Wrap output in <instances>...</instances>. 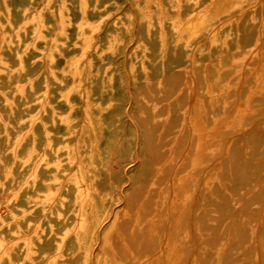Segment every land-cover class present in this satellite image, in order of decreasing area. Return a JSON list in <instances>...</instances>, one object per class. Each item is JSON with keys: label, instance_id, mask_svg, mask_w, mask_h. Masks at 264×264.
Returning a JSON list of instances; mask_svg holds the SVG:
<instances>
[{"label": "bare ground", "instance_id": "obj_1", "mask_svg": "<svg viewBox=\"0 0 264 264\" xmlns=\"http://www.w3.org/2000/svg\"><path fill=\"white\" fill-rule=\"evenodd\" d=\"M118 9L116 0H0V264H187L192 234L190 264H205L207 250L209 264H221L236 238L230 228L208 246L212 233L188 205L204 210L216 184L226 191L225 132H245L264 113V0H131ZM115 79L130 86V109L123 104L114 124L131 125V147L139 145L123 178L102 144L112 142L105 114L115 107L101 97ZM124 132L113 140L119 154L130 150ZM154 138L160 159L146 167ZM246 225L244 246L264 250V216ZM248 258L255 264L258 253Z\"/></svg>", "mask_w": 264, "mask_h": 264}, {"label": "rangeland", "instance_id": "obj_2", "mask_svg": "<svg viewBox=\"0 0 264 264\" xmlns=\"http://www.w3.org/2000/svg\"><path fill=\"white\" fill-rule=\"evenodd\" d=\"M119 5L118 11L123 8H131V0H116ZM75 17V10H73ZM116 12L112 13V16ZM92 17H96L95 14H91ZM69 33L71 37L73 36V29L70 28ZM132 48L130 43L125 52H129ZM71 50V49H70ZM30 55H35L31 53ZM120 59V58H119ZM120 61L124 62L123 59ZM174 61V60H172ZM57 66L61 67L64 64V59L57 57L56 61ZM128 81V80H126ZM130 88L128 84L126 89ZM125 91L118 85V80L114 81V89L112 94L103 93L101 97L102 103L109 101V98H113V105L115 110L111 113H106L105 118L109 119V127L104 128V138L111 139L112 142L109 144L102 142L103 146L107 147L106 157L108 159V164L110 169L113 170L115 175L119 178H123V170L132 169L136 167L135 154L139 152V145L131 147L133 143V137L131 134V125L128 123H123L122 125H115L114 121L117 119V114L121 112L122 105L125 104L127 109H130V104L125 101L128 96V91ZM74 99L78 100L73 96ZM64 108V104H60ZM80 117V115H79ZM122 117V116H121ZM264 113L261 115H256L252 118V125L245 132H238L235 136L229 132H225L226 138L232 139V148H231V161L223 162V173L226 180V191H223L217 184L213 188V192L216 196V199L204 195L205 209L200 208V204L197 201L188 205L191 212L196 213L200 219V224L204 230L210 231L211 236L205 237L204 242L209 246L213 245L215 242L221 239L223 233L227 230H235L237 235L234 240H232L227 246L225 252L222 256L221 264H250L249 258L243 260V257H252V253H258V259L255 264H264V250H260L258 247H252L244 244L248 239V229L247 225L252 218H258L262 215L264 216ZM118 128H123L125 130L122 142L125 146L129 147L128 154H119L117 143L113 140L119 135ZM139 130L140 128L137 127ZM244 138L245 143L250 146V151L244 155L243 148L240 144V141ZM148 146L154 148L153 157L146 156L145 166L151 167L153 161H158L160 159L161 142L156 143V138L152 139L147 143ZM96 166L101 174L99 181L97 183L100 190L105 192L107 190V175L103 172L102 165L100 161L95 157L93 158ZM214 161H206L202 167L201 178L205 177L209 170L214 166ZM144 183V185H146ZM126 187L125 183L123 184ZM137 194V191L134 192ZM236 199L238 206L231 210L230 204L232 199ZM122 206L121 202L118 201L114 208L119 209ZM233 217L228 224L222 228L221 223L225 216ZM207 219L213 221V223H208ZM107 222L104 226H106ZM243 224H245L243 226ZM233 227V228H232ZM231 228V229H230ZM192 236V249L186 250L185 259L186 263L190 264L193 254L198 251L199 243L195 236ZM264 243V229L259 227L257 229V237ZM237 251V252H236ZM239 251V252H238ZM191 255V256H190ZM213 253L210 250H207L204 253L202 261L205 264H209L213 261Z\"/></svg>", "mask_w": 264, "mask_h": 264}]
</instances>
